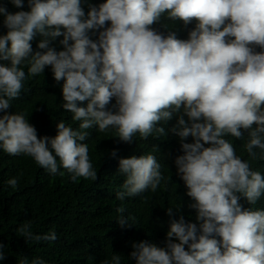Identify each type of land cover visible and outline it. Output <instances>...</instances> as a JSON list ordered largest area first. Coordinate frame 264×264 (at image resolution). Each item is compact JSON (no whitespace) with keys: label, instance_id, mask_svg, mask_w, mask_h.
I'll return each mask as SVG.
<instances>
[{"label":"clouds","instance_id":"obj_1","mask_svg":"<svg viewBox=\"0 0 264 264\" xmlns=\"http://www.w3.org/2000/svg\"><path fill=\"white\" fill-rule=\"evenodd\" d=\"M9 2L25 6L24 0ZM83 2L87 13L82 0H27L29 10L14 13L0 4L7 29L0 35V61L8 62L0 63V149L31 157L51 176L96 181L83 143L87 129L98 126L131 143L137 134L141 140L164 136L158 125L176 115L169 129L180 138L183 153L175 157L176 174L198 223L182 215L172 219L164 247L133 243L130 258L135 264H264V209L239 203L243 197L254 206L264 194V174L249 162L264 160V0ZM165 15L185 29L194 25L187 39L153 27ZM37 35L42 39L33 51ZM58 37L60 51L52 46ZM46 67L62 82V108L79 122L77 129L58 122L54 137H38L23 112H7L25 81ZM113 98L114 111L108 108ZM85 101L86 107L79 106ZM244 132L248 160L226 139L244 140ZM161 168L152 153L120 158L118 173L125 179L116 200L155 193L166 181ZM6 183L16 189L19 176ZM116 211L125 226L123 204ZM167 215H173L172 207ZM32 227L28 221L17 229L26 242L57 240L54 230L41 235ZM4 247L0 242V261ZM19 264L46 262L36 257ZM103 264H121V256Z\"/></svg>","mask_w":264,"mask_h":264},{"label":"trees","instance_id":"obj_2","mask_svg":"<svg viewBox=\"0 0 264 264\" xmlns=\"http://www.w3.org/2000/svg\"><path fill=\"white\" fill-rule=\"evenodd\" d=\"M88 2L98 5L105 0ZM0 4L6 5L12 13L29 10L27 0H24L23 9L14 7L9 0H0ZM82 5L87 13V3L82 0ZM3 19L0 15V35L7 32ZM153 27L165 34L168 30H174L177 38L187 39L188 31L194 25L185 29L182 22L170 21L165 15ZM62 38L58 37L53 42L52 46L57 51L63 50L59 44ZM41 39L37 35L31 41L33 51L39 50L37 44ZM24 70L27 72L26 67ZM61 85L62 82L54 80L50 67H46L43 73L25 81L19 98L11 101L8 114L23 112L37 129L38 137H54L56 124L60 121L77 129L79 122L73 121L72 114L62 108ZM87 102L79 106L86 107ZM114 104L113 98L108 108L112 109ZM3 114L0 112V115ZM176 122L174 115L171 120L158 125L165 128L162 137L149 136L147 140H141L137 134L131 143L120 141L112 132H99L98 126L87 129L88 137L83 143L89 146V156L97 171L96 181L81 178L72 182L67 174L63 177L51 176L37 166L31 157L9 156L0 149V242L5 245V259L0 264H19L24 258L30 262L36 257L46 264H103L114 254L121 256V264H135V260L130 258L133 243L148 241L164 247L172 219L178 220L182 215L186 222L198 223L196 210L188 207L193 201L186 195L187 189L176 174L175 157L183 154L180 138L169 131ZM247 136L248 133L244 132V140L226 137L233 143L236 154L244 160H248L242 147ZM185 142L191 143L192 138L188 137ZM113 150H116V157L111 156ZM147 153H152L161 163V172L166 181L161 182L162 186L155 193L149 190L124 201L116 200V192L125 179L118 173L119 159ZM249 162L253 170L264 174V160ZM18 176L16 189L7 185L10 178ZM239 203L245 209H264V194L254 206L243 197ZM121 204L125 209L122 216L126 224L123 227L119 223L121 214L116 211ZM169 207L173 208L171 217L167 215ZM28 221L32 222L34 234L43 235L54 230L57 240L26 242L17 229Z\"/></svg>","mask_w":264,"mask_h":264}]
</instances>
